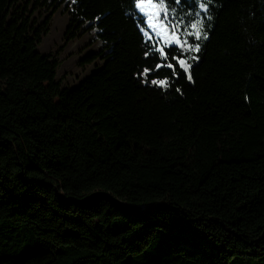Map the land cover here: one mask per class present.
Listing matches in <instances>:
<instances>
[{
	"label": "trees",
	"instance_id": "16d2710c",
	"mask_svg": "<svg viewBox=\"0 0 264 264\" xmlns=\"http://www.w3.org/2000/svg\"><path fill=\"white\" fill-rule=\"evenodd\" d=\"M163 4L198 52L133 0H0V264H264V0ZM62 6L63 47L104 43L73 89L39 50ZM96 190L142 213L67 201Z\"/></svg>",
	"mask_w": 264,
	"mask_h": 264
},
{
	"label": "rangeland",
	"instance_id": "374dc122",
	"mask_svg": "<svg viewBox=\"0 0 264 264\" xmlns=\"http://www.w3.org/2000/svg\"><path fill=\"white\" fill-rule=\"evenodd\" d=\"M146 2L147 0H139L138 4ZM153 2L157 1L153 0ZM141 13L147 19L145 13ZM162 15L163 14H161V17ZM68 25L69 14L64 11V6H62L54 14L51 21L50 31L43 36L39 50L44 53H56L58 50L61 51L59 55L61 66L58 71V77L63 80L65 86L73 89L79 86L83 80L97 71V69L105 63V60H103L102 57L93 63H82L83 59L88 55L99 52L104 43L98 38L97 30H93L63 47L65 45V32L67 31ZM159 32L161 33V36L157 37L149 28V31L146 34L148 37L155 36V42L158 49H162L163 51L165 47H168V43H171L173 40L179 38L182 41L184 39V37L177 35L170 29L165 31L164 28H159ZM166 41L168 43H166ZM173 45L176 44L171 43V46ZM183 59L187 62L186 58Z\"/></svg>",
	"mask_w": 264,
	"mask_h": 264
},
{
	"label": "snow or ice",
	"instance_id": "6c2138e0",
	"mask_svg": "<svg viewBox=\"0 0 264 264\" xmlns=\"http://www.w3.org/2000/svg\"><path fill=\"white\" fill-rule=\"evenodd\" d=\"M176 3H180V0H175ZM134 8H138L140 12L145 13L147 16V22L148 27L153 31V33L156 34L157 37L161 36V33L159 32V28H164L165 31H168L169 29L172 30L177 35H182L184 39L181 41L179 38L173 40L171 43H175L176 45L180 46L182 50H190V51H199V44H196L195 47L188 44V37H195L196 40H200L201 38L207 39L206 34L201 36V32L198 30V23L199 22H193L190 25L184 26V31L182 33L179 32L180 27L182 26V20L176 21L175 17L173 15V19L169 20L170 13L167 10V7L163 4V0H157V2H153V0H147L146 3H135V0H133ZM201 9H205L206 5L201 4ZM174 13V10H173ZM161 14L162 17H161ZM199 13H197V16ZM191 29V30H189ZM152 37L149 36V39ZM166 43H168L166 41ZM171 43H168V46H171ZM160 52L161 56L164 59H167V55L163 52L162 49H156ZM173 59L176 60V63L182 68L185 72H189V69L191 68V65L188 64L184 59H179L177 57H173ZM165 67L174 68L173 64L168 63L166 65H163ZM159 67V66H158ZM146 72V70H145ZM175 70L173 71V75H175ZM187 78L191 80V74L189 73ZM153 84L167 86L168 82L166 80H156L152 81Z\"/></svg>",
	"mask_w": 264,
	"mask_h": 264
},
{
	"label": "water",
	"instance_id": "95a60500",
	"mask_svg": "<svg viewBox=\"0 0 264 264\" xmlns=\"http://www.w3.org/2000/svg\"><path fill=\"white\" fill-rule=\"evenodd\" d=\"M104 200L109 201L113 206H115V208L127 215L134 216L140 215L142 213V208L140 206L126 203L120 198L116 197L113 193L106 190H96L81 198L69 197L67 201L77 206H83L97 205Z\"/></svg>",
	"mask_w": 264,
	"mask_h": 264
}]
</instances>
